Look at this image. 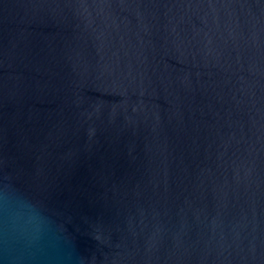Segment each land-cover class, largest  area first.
I'll return each instance as SVG.
<instances>
[{"label":"water","instance_id":"water-1","mask_svg":"<svg viewBox=\"0 0 264 264\" xmlns=\"http://www.w3.org/2000/svg\"><path fill=\"white\" fill-rule=\"evenodd\" d=\"M0 264H264V0H0Z\"/></svg>","mask_w":264,"mask_h":264}]
</instances>
